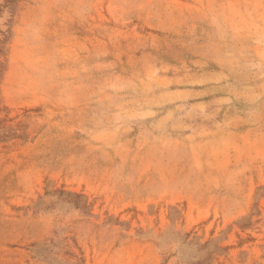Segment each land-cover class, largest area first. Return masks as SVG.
I'll return each instance as SVG.
<instances>
[{
  "label": "rangeland",
  "instance_id": "1",
  "mask_svg": "<svg viewBox=\"0 0 264 264\" xmlns=\"http://www.w3.org/2000/svg\"><path fill=\"white\" fill-rule=\"evenodd\" d=\"M262 172L264 0H0V264H264Z\"/></svg>",
  "mask_w": 264,
  "mask_h": 264
},
{
  "label": "crops",
  "instance_id": "2",
  "mask_svg": "<svg viewBox=\"0 0 264 264\" xmlns=\"http://www.w3.org/2000/svg\"><path fill=\"white\" fill-rule=\"evenodd\" d=\"M263 174L262 175L260 174V177L258 179L264 178ZM215 175L216 174H214V176ZM193 177L195 178L196 176H192V179H193ZM252 181H253V179H252ZM256 184H258V183H256ZM215 193L216 192L214 189H211V191L199 192L197 194L198 195L197 198L192 196L191 199L188 201V203H191L194 207H220L221 203L217 198H215V197L209 198V195H215Z\"/></svg>",
  "mask_w": 264,
  "mask_h": 264
}]
</instances>
